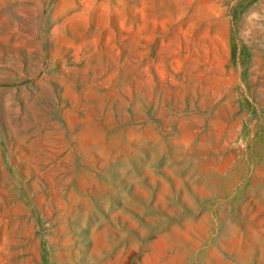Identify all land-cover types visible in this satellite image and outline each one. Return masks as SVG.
Here are the masks:
<instances>
[{"label": "rangeland", "instance_id": "374dc122", "mask_svg": "<svg viewBox=\"0 0 264 264\" xmlns=\"http://www.w3.org/2000/svg\"><path fill=\"white\" fill-rule=\"evenodd\" d=\"M0 264H264V0H0Z\"/></svg>", "mask_w": 264, "mask_h": 264}]
</instances>
